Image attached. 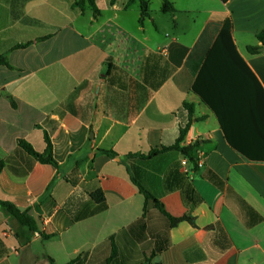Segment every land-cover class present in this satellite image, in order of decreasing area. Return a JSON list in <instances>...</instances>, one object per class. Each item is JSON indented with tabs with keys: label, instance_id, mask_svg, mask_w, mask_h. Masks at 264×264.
<instances>
[{
	"label": "crops",
	"instance_id": "1",
	"mask_svg": "<svg viewBox=\"0 0 264 264\" xmlns=\"http://www.w3.org/2000/svg\"><path fill=\"white\" fill-rule=\"evenodd\" d=\"M75 1L0 0V201L36 227L0 207V264H264V162L233 150L191 92L226 20L264 90V53L248 52L261 48L264 0H168L172 13L156 0L144 20L130 0H96L95 16ZM183 103L193 161L134 156L175 145ZM46 137L56 167L18 146L43 154ZM133 180L194 226L170 228L152 202L144 214Z\"/></svg>",
	"mask_w": 264,
	"mask_h": 264
},
{
	"label": "trees",
	"instance_id": "2",
	"mask_svg": "<svg viewBox=\"0 0 264 264\" xmlns=\"http://www.w3.org/2000/svg\"><path fill=\"white\" fill-rule=\"evenodd\" d=\"M96 0H76L74 6L83 13L86 9L93 15L98 14L95 5ZM112 2L114 0H111ZM227 3L229 0H220ZM139 3L140 19L148 17L147 0H130L129 4ZM161 11L163 13L174 12L173 6L168 0H161ZM256 40L261 48H264V29L256 35ZM27 45H19L17 49H23ZM260 47H249L251 55L260 54ZM0 65L10 68L3 57H0ZM191 92L214 114L218 125L224 135L228 145L237 153L250 161L264 162V90L260 83L240 57L234 46L231 37V23L226 20L215 39L211 49L195 78L191 87ZM183 109L188 112V123L180 127L179 137L174 146L162 148L161 150H151L148 155H134L140 159L149 160L162 153L178 151L182 155L193 159L190 153L195 150V146L180 147L183 142L190 123L192 121L193 105L183 103ZM46 149L43 154L36 153L33 148L24 141H18V146L30 157L40 164L56 167L52 158V151L49 139L45 138ZM108 157H115L113 152L101 151ZM3 162L0 161V167ZM139 192L144 196V214L147 212L148 202H152L154 207L167 218L170 228L176 227L182 222H187L194 226L193 218L185 215L181 218H171L160 207V203L149 194L136 181ZM92 201L97 204L104 202V197L100 191L90 195ZM0 207L21 226L28 228L30 232H36L34 222L28 216L27 211L20 212L17 208L7 202L0 201ZM192 208V207H191ZM192 210V209H190ZM45 238V237H44Z\"/></svg>",
	"mask_w": 264,
	"mask_h": 264
},
{
	"label": "rangeland",
	"instance_id": "3",
	"mask_svg": "<svg viewBox=\"0 0 264 264\" xmlns=\"http://www.w3.org/2000/svg\"><path fill=\"white\" fill-rule=\"evenodd\" d=\"M157 8H158L157 1H156V0H150V5H149V9H150V11H151V12H157ZM131 26H132L133 28H136L135 25H132V24H131ZM146 27H147V29H148L150 32L153 31V26H152V24H150L149 22H146Z\"/></svg>",
	"mask_w": 264,
	"mask_h": 264
},
{
	"label": "water",
	"instance_id": "4",
	"mask_svg": "<svg viewBox=\"0 0 264 264\" xmlns=\"http://www.w3.org/2000/svg\"><path fill=\"white\" fill-rule=\"evenodd\" d=\"M260 52L264 53V48H261V49H260ZM19 210H20V211H23L22 208H19ZM28 214L30 215V214H31V211H30Z\"/></svg>",
	"mask_w": 264,
	"mask_h": 264
},
{
	"label": "built area",
	"instance_id": "5",
	"mask_svg": "<svg viewBox=\"0 0 264 264\" xmlns=\"http://www.w3.org/2000/svg\"><path fill=\"white\" fill-rule=\"evenodd\" d=\"M185 163H186V161H184L182 164L184 165ZM198 165H199V166H201V164H200V163H198Z\"/></svg>",
	"mask_w": 264,
	"mask_h": 264
}]
</instances>
